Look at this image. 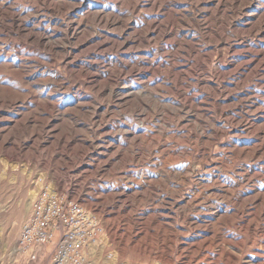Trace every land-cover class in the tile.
Here are the masks:
<instances>
[{"label":"rangeland","instance_id":"374dc122","mask_svg":"<svg viewBox=\"0 0 264 264\" xmlns=\"http://www.w3.org/2000/svg\"><path fill=\"white\" fill-rule=\"evenodd\" d=\"M41 195L88 264H264V0H0V264Z\"/></svg>","mask_w":264,"mask_h":264},{"label":"built area","instance_id":"2783aa9c","mask_svg":"<svg viewBox=\"0 0 264 264\" xmlns=\"http://www.w3.org/2000/svg\"><path fill=\"white\" fill-rule=\"evenodd\" d=\"M101 233L97 220L77 201L41 195L22 224L15 250L33 262L40 248L53 244L51 264H88V250Z\"/></svg>","mask_w":264,"mask_h":264},{"label":"bare ground","instance_id":"6f19581e","mask_svg":"<svg viewBox=\"0 0 264 264\" xmlns=\"http://www.w3.org/2000/svg\"><path fill=\"white\" fill-rule=\"evenodd\" d=\"M56 180H57V179H56ZM58 182H59V180H58ZM58 182H57V183H58Z\"/></svg>","mask_w":264,"mask_h":264}]
</instances>
